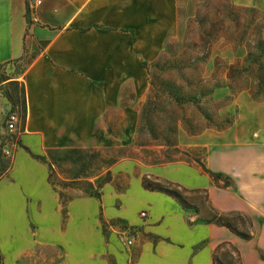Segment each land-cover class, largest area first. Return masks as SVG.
Masks as SVG:
<instances>
[{
  "label": "rangeland",
  "instance_id": "rangeland-1",
  "mask_svg": "<svg viewBox=\"0 0 264 264\" xmlns=\"http://www.w3.org/2000/svg\"><path fill=\"white\" fill-rule=\"evenodd\" d=\"M38 47L27 44L22 56L0 68V108L23 115L21 75ZM236 64L242 66L228 68ZM258 65L264 72V10L230 0H179L176 29L157 58L145 62L146 94L135 100L132 90L123 91L122 105L133 100L131 115L116 113L97 137L59 162L31 153L20 141L13 158L0 161V182L18 149L43 166L12 194L16 207L8 219L0 215V264H139L144 249L152 252L169 238L158 229L161 220L151 224L147 192H177L192 228L221 226L207 220L238 210L219 212L205 188L186 186L180 177L212 171L210 155L213 164L234 173H228L233 180L237 172L243 176L247 162L264 182V95L252 94ZM213 184L226 186L221 179ZM239 212L251 218L254 238L262 217ZM172 241L175 249L198 254L201 264H213L214 256L234 263V249L243 264L230 241L208 243L207 257L206 238ZM253 249L264 258L260 246Z\"/></svg>",
  "mask_w": 264,
  "mask_h": 264
},
{
  "label": "crops",
  "instance_id": "crops-1",
  "mask_svg": "<svg viewBox=\"0 0 264 264\" xmlns=\"http://www.w3.org/2000/svg\"><path fill=\"white\" fill-rule=\"evenodd\" d=\"M230 1L264 10V0ZM178 3L179 0H44L38 8V22L30 25L26 0H0V68L22 56L27 44L40 45L21 75L24 113L20 143L51 163L59 162L70 150L97 137L96 131L116 113L131 115L133 100L122 105L123 91L132 90L135 100L146 94L145 62L157 58L176 29ZM19 151L22 155L17 158ZM244 163L243 176L236 173L234 187L214 185L207 173L183 174L180 181L186 186L205 188L209 202L219 212L256 211L263 221L254 238L245 240L225 226L213 224L192 228L184 221V210L175 198L147 192L151 224L161 220L158 229L169 238L152 252L144 249L139 264H201L198 254L175 249L172 240L192 244L202 238L210 245L234 243L243 264H264V258L253 249L258 245L264 250V182H257L262 174L252 173ZM209 165L212 171L234 174L213 164L210 155ZM42 169V164L28 152L17 150L14 167L6 181L0 182L2 220H7L16 207L12 194L21 192L20 182L36 177ZM243 182L249 184L242 186ZM210 245L202 250L205 257Z\"/></svg>",
  "mask_w": 264,
  "mask_h": 264
},
{
  "label": "trees",
  "instance_id": "trees-1",
  "mask_svg": "<svg viewBox=\"0 0 264 264\" xmlns=\"http://www.w3.org/2000/svg\"><path fill=\"white\" fill-rule=\"evenodd\" d=\"M240 66L242 65H239V64L229 65L228 68L230 70H233L235 68H239ZM257 71H258V75L256 78V87H255L254 92H252V94H256V95L263 94L264 95V72L261 68V65H258ZM204 172L207 173L214 181L221 179L224 181L225 185L235 186V182L233 178L224 172H221V171L213 172L207 169H204ZM164 192L172 196L173 198H175L184 208L187 207L177 192L166 190V189L164 190ZM232 217H234L235 219H232ZM207 221L213 222L217 225L225 226L231 232L238 235L239 237H242L245 240H249L252 238L251 218L245 214H242L239 211L234 212L231 215L224 214V213H217L216 215L212 216ZM234 252L236 254V261L230 264H242L240 257H239L238 250L234 249ZM213 264H224V263L219 262L214 256Z\"/></svg>",
  "mask_w": 264,
  "mask_h": 264
},
{
  "label": "built area",
  "instance_id": "built-area-1",
  "mask_svg": "<svg viewBox=\"0 0 264 264\" xmlns=\"http://www.w3.org/2000/svg\"><path fill=\"white\" fill-rule=\"evenodd\" d=\"M44 0H26V19L28 24L38 22V8ZM20 112L11 108H0V161L13 158L15 149L20 145L22 117ZM144 216L145 212H141ZM131 243V240H128Z\"/></svg>",
  "mask_w": 264,
  "mask_h": 264
}]
</instances>
